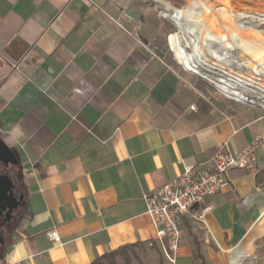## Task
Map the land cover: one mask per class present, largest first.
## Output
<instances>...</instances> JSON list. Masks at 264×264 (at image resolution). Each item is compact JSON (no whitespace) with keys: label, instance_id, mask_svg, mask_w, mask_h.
Listing matches in <instances>:
<instances>
[{"label":"crops","instance_id":"crops-1","mask_svg":"<svg viewBox=\"0 0 264 264\" xmlns=\"http://www.w3.org/2000/svg\"><path fill=\"white\" fill-rule=\"evenodd\" d=\"M165 7L0 0V137L18 155L25 194L0 264H91L148 245L154 225L143 194L175 178L180 161H205L224 141L237 151L258 138L255 167L231 170L205 221L183 225L175 264H197L187 227L207 264L226 253L229 264L248 235L264 231V108L207 92L169 63ZM172 53L184 69L244 97ZM150 247L170 264L158 242Z\"/></svg>","mask_w":264,"mask_h":264},{"label":"rangeland","instance_id":"rangeland-1","mask_svg":"<svg viewBox=\"0 0 264 264\" xmlns=\"http://www.w3.org/2000/svg\"><path fill=\"white\" fill-rule=\"evenodd\" d=\"M165 2L166 7L160 11L173 25V31L169 36L172 52H182L202 74L215 77L223 85L243 94L249 100L238 102L224 97L214 83L178 64L172 52L167 55L169 63L182 74L197 81L207 92L237 104L249 103L264 108V0H165ZM179 12L193 16L187 20L190 30L182 31L180 28V22L183 20L178 16ZM240 15L250 18L253 23L250 19L238 20L237 24L242 27L238 30L228 25L230 17L236 19V16ZM223 25L236 31H223L221 29ZM210 28L216 31L213 36L206 32ZM238 35L239 37L246 35L241 39L243 42L237 39ZM226 77L231 78L223 79ZM232 77L242 81V84L243 82L247 84L243 87V93L238 91L242 84ZM16 157L18 158L17 154ZM261 223H264V217ZM124 253L126 256L119 254L115 256L116 264H164L157 249L149 245H135L130 249H124ZM236 253L241 254L237 264H264V231L248 235ZM227 255L226 253L219 257L217 264H227Z\"/></svg>","mask_w":264,"mask_h":264},{"label":"built area","instance_id":"built-area-1","mask_svg":"<svg viewBox=\"0 0 264 264\" xmlns=\"http://www.w3.org/2000/svg\"><path fill=\"white\" fill-rule=\"evenodd\" d=\"M229 78L231 77L223 79ZM232 78L242 84V81L236 77ZM243 84L239 86L241 89L238 88L241 93L244 91L243 87L247 85L244 82ZM218 89L230 100L238 102L249 100L245 96L237 99L219 86ZM190 108L194 109L195 105H191ZM257 141L258 138L237 151L224 141L205 161L191 164L180 161L182 171L175 178L143 194L147 213L151 216L154 225V238L148 242V245L152 246L154 241L158 242L164 258L170 264H175L177 261L184 237L183 225L189 220L205 221L207 214L213 208L212 197L229 186L230 171L255 167ZM48 235L52 240H58L54 232L50 231ZM236 252L234 251L230 256L229 264H237L240 260L241 254L238 255Z\"/></svg>","mask_w":264,"mask_h":264},{"label":"flooded vegetation","instance_id":"flooded-vegetation-1","mask_svg":"<svg viewBox=\"0 0 264 264\" xmlns=\"http://www.w3.org/2000/svg\"><path fill=\"white\" fill-rule=\"evenodd\" d=\"M5 162L0 152V261L7 248L12 230L18 222L25 195L21 163L19 160L14 164ZM7 178L11 181L10 188Z\"/></svg>","mask_w":264,"mask_h":264},{"label":"trees","instance_id":"trees-1","mask_svg":"<svg viewBox=\"0 0 264 264\" xmlns=\"http://www.w3.org/2000/svg\"><path fill=\"white\" fill-rule=\"evenodd\" d=\"M264 179V170L257 174V182H261ZM188 233L191 235L194 245L193 256L197 264H207L206 259L201 251L200 242L198 241L195 234L190 230V227H187ZM135 245H125L108 253H105L97 258H95L91 264H116L115 256L117 254L126 256L124 249H130Z\"/></svg>","mask_w":264,"mask_h":264},{"label":"bare ground","instance_id":"bare-ground-1","mask_svg":"<svg viewBox=\"0 0 264 264\" xmlns=\"http://www.w3.org/2000/svg\"><path fill=\"white\" fill-rule=\"evenodd\" d=\"M237 11V10H236ZM239 12V11H238ZM240 13V12H239ZM178 16L179 17H181L182 18V20H183V22H180V28L182 29V31L183 30H185V31H188V30H190V28H189V26H187V20L191 17H193V16H190V15H184V14H182L181 12H179L178 13ZM198 18L197 16H194V18ZM245 19H250V18H248V17H246V16H244V15H240V17L239 16H236V19H234V18H229V22H228V25L230 26V25H232L233 27H235L236 28V30H238V29H241L242 27L239 25V24H237L238 23V20H245ZM255 21V20H254ZM247 22V21H246ZM250 22H252L253 23V21L250 19ZM251 23V24H252ZM223 31H226V30H230V31H236L235 29H233V28H228L227 26H224L223 25V27L221 28ZM244 30V29H243ZM204 31V30H203ZM208 34L210 33V35H212L213 33L215 34L216 33V31H212V29L210 28V29H208V31H206ZM212 32V33H211ZM240 32V31H239ZM250 34H252V33H250ZM250 34H247L246 33V35H250ZM245 35V36H246ZM213 36V35H212ZM245 36H240L239 37V35L237 36L238 38L237 39H239L241 42H243L241 39L242 38H244ZM231 38H236V37H232V36H230ZM260 39V38H259ZM229 40H230V38H229ZM256 41V40H255ZM254 43V42H253ZM232 82H234V81H232ZM230 83V82H229ZM235 83V82H234ZM243 85V84H242Z\"/></svg>","mask_w":264,"mask_h":264},{"label":"water","instance_id":"water-1","mask_svg":"<svg viewBox=\"0 0 264 264\" xmlns=\"http://www.w3.org/2000/svg\"><path fill=\"white\" fill-rule=\"evenodd\" d=\"M0 152L2 153V156L5 158L6 164H14L18 161L16 154L14 151L2 140L0 137ZM7 183L9 188L11 187V181L9 178H7Z\"/></svg>","mask_w":264,"mask_h":264}]
</instances>
